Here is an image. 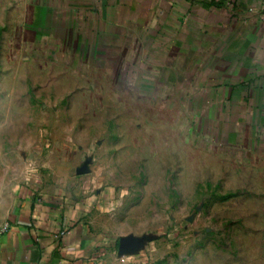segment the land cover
<instances>
[{
    "label": "crops",
    "instance_id": "0c3cea01",
    "mask_svg": "<svg viewBox=\"0 0 264 264\" xmlns=\"http://www.w3.org/2000/svg\"><path fill=\"white\" fill-rule=\"evenodd\" d=\"M0 13L6 77L57 97L32 167L0 190V264H120L119 176L155 153L141 97L160 80L198 97L186 141L264 184V0H0Z\"/></svg>",
    "mask_w": 264,
    "mask_h": 264
},
{
    "label": "rangeland",
    "instance_id": "374dc122",
    "mask_svg": "<svg viewBox=\"0 0 264 264\" xmlns=\"http://www.w3.org/2000/svg\"><path fill=\"white\" fill-rule=\"evenodd\" d=\"M5 41L0 27V190L32 167L38 144L28 141L40 135V119H53L57 103L35 80L6 77ZM168 85L160 80L141 97L153 157L119 176L128 231L116 248L120 264H264V184L241 168L245 161L231 164L225 150L208 156L205 145L186 141L188 106L198 97Z\"/></svg>",
    "mask_w": 264,
    "mask_h": 264
},
{
    "label": "built area",
    "instance_id": "2783aa9c",
    "mask_svg": "<svg viewBox=\"0 0 264 264\" xmlns=\"http://www.w3.org/2000/svg\"><path fill=\"white\" fill-rule=\"evenodd\" d=\"M9 226L7 224L0 225V234L8 230Z\"/></svg>",
    "mask_w": 264,
    "mask_h": 264
},
{
    "label": "water",
    "instance_id": "95a60500",
    "mask_svg": "<svg viewBox=\"0 0 264 264\" xmlns=\"http://www.w3.org/2000/svg\"><path fill=\"white\" fill-rule=\"evenodd\" d=\"M123 244H124V240H123V241H121V243H120V246H121V245H123Z\"/></svg>",
    "mask_w": 264,
    "mask_h": 264
}]
</instances>
